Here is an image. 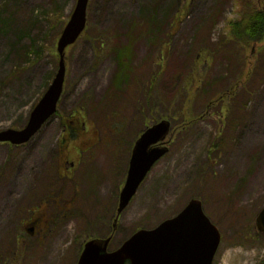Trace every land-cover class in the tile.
<instances>
[{"label":"rangeland","instance_id":"rangeland-1","mask_svg":"<svg viewBox=\"0 0 264 264\" xmlns=\"http://www.w3.org/2000/svg\"><path fill=\"white\" fill-rule=\"evenodd\" d=\"M77 1L0 0V131L24 128L51 85ZM246 1L90 0L87 28L66 50L58 113L28 144H0V264H76L86 241L111 231L139 130L190 102L186 122L176 118L188 129L120 216L109 251L194 198L221 233L213 264H264V40L237 43L230 24ZM129 45L133 86L116 92L117 54ZM69 118L81 133H65Z\"/></svg>","mask_w":264,"mask_h":264},{"label":"water","instance_id":"water-1","mask_svg":"<svg viewBox=\"0 0 264 264\" xmlns=\"http://www.w3.org/2000/svg\"><path fill=\"white\" fill-rule=\"evenodd\" d=\"M89 1H77L58 42L59 69L28 123L19 130L0 131V143H28L56 114L66 79V49L76 43L87 26ZM171 131L170 120H162L149 126L136 140L119 196L117 217L130 205L155 164L169 152L165 141ZM256 226L264 234V208L256 218ZM110 242L111 238L88 241L77 264H213L221 233L205 214L203 203L192 199L177 216L154 229H140L113 252L108 251Z\"/></svg>","mask_w":264,"mask_h":264},{"label":"trees","instance_id":"trees-1","mask_svg":"<svg viewBox=\"0 0 264 264\" xmlns=\"http://www.w3.org/2000/svg\"><path fill=\"white\" fill-rule=\"evenodd\" d=\"M242 5H243V9L241 11L240 20L236 21L235 23H233V22L230 23L231 26H232L231 30L233 32V39L235 40V42L240 43L242 45H245V44L247 45L248 44V45L260 46L263 43V40H264V9H261L259 7L258 2L256 0L246 1L245 3H242ZM131 48H132L131 45H129V47L120 49L118 51V54H117L118 71H117V74L115 76L116 78H115L114 84H113V89H115L116 92L122 91L121 88H125L126 89V87L130 88V87L133 86L132 83L134 81V79H133L134 78V72L130 69ZM253 67H254V65H253ZM252 70H254V69L252 68ZM251 75L254 76V72L253 71H248L247 78H250ZM182 79H183V77L179 78V84L182 81ZM156 84H157V76L155 75V76L150 77V79L148 80V85H147V87H148L147 94L148 95L151 94L150 96H152V91L155 90V88H156L155 85ZM141 85H142V81L139 79L137 81L138 90H140L142 88ZM234 87H237V86H234ZM231 92H233V90L227 91L225 93H221V95L219 96L217 101H214V102L220 101L221 99L224 98V96H228ZM189 104H186V105L188 106ZM186 105H184L182 107V115H179L177 117H175L176 114L172 115V116L163 115V116H160L159 118L156 117L158 119L155 118L156 119L155 121H157L159 119L172 117L170 119L173 121V123L175 125L174 126V130H173L174 141L176 140L177 136L180 133L184 132V129L185 130L188 129L187 126L186 127L184 126L185 124H181V125L179 124L178 125L177 124V119H176V118H178V119L183 118L182 120L184 122H186L185 119H184V117L187 116V111L185 109ZM137 109L139 110V111H137L139 113L142 111V103L140 101L137 102ZM72 121L73 120H71V118L63 120V125H64L65 129L66 130L68 129V130H70L73 133L80 132L79 131L80 130L79 126L78 125H77V127L74 126ZM150 122L151 121L147 120L145 125L146 126L150 125ZM193 122H194V120L192 119L189 123H193ZM144 126L139 130V134L142 132ZM190 126H189V128L192 127V126L191 127ZM81 128H82V126H81ZM60 158H62V157L60 156ZM204 178L205 177L202 175V177H200V179H199V182L204 181ZM200 197L204 198L203 195H201ZM46 200L44 201V203L46 202ZM51 200L56 201L58 199H51ZM51 200L49 199L46 203H51L52 202ZM44 203H41V206ZM75 203H77V201H75ZM77 210H79V208ZM21 228L22 229L20 231L23 230V227H21ZM17 242H18V240L16 239L15 243H13V242H9L8 243L10 248H11V251L15 250V246L17 245ZM0 255H2V254H0ZM2 261H3V258L0 257V263H2Z\"/></svg>","mask_w":264,"mask_h":264},{"label":"flooded vegetation","instance_id":"flooded-vegetation-1","mask_svg":"<svg viewBox=\"0 0 264 264\" xmlns=\"http://www.w3.org/2000/svg\"><path fill=\"white\" fill-rule=\"evenodd\" d=\"M69 172H72L73 174L71 175V176H73L74 175V173H75V166H74V163H72V168L71 169H69V171H68V173ZM39 210V209H38ZM35 225H33L32 227H30V228H28V230L32 233V234H34L35 233Z\"/></svg>","mask_w":264,"mask_h":264}]
</instances>
